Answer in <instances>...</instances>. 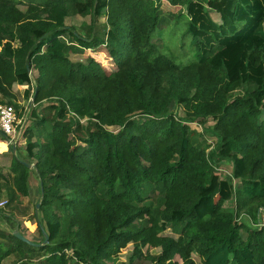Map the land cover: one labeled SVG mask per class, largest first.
<instances>
[{
  "label": "trees",
  "instance_id": "trees-1",
  "mask_svg": "<svg viewBox=\"0 0 264 264\" xmlns=\"http://www.w3.org/2000/svg\"><path fill=\"white\" fill-rule=\"evenodd\" d=\"M165 15L187 20L185 62L152 42ZM263 25L264 0H0V105L33 98L0 193L28 197L33 172L26 238L48 237L18 240L0 209V264H106L129 243L128 264L146 246L151 264H264Z\"/></svg>",
  "mask_w": 264,
  "mask_h": 264
},
{
  "label": "rangeland",
  "instance_id": "rangeland-1",
  "mask_svg": "<svg viewBox=\"0 0 264 264\" xmlns=\"http://www.w3.org/2000/svg\"><path fill=\"white\" fill-rule=\"evenodd\" d=\"M21 9H23L20 6ZM179 8H176V11H178ZM210 17L212 20L217 24L220 25L221 21L219 18V15L211 10H209ZM104 19L99 18L98 23H103ZM66 25L71 28H75L76 30L81 29V27L84 24L89 23V17L86 18H81L79 16L75 17H70L65 21ZM264 28V25H263ZM186 31H187V20L184 16H181L180 18H172L168 17L167 15L160 17L159 23L154 30L152 34V42H155L157 44L158 49L160 50L159 52L174 59L175 61L179 62H185L189 56L192 55L193 53V48H192V39L188 35L186 36ZM264 32V29L262 30ZM70 60L77 61V60H82L81 56L79 55H71ZM15 96L16 99L14 100V103H16L15 107V112L16 115L19 119H24L26 117V113L28 110V106L30 105V101L27 102L23 98V88H15ZM26 110V111H25ZM178 115L183 116V111L182 108L177 109ZM29 120V119H28ZM260 120H264V112L260 116ZM27 121V119H26ZM83 124H85L84 121H81ZM21 126V125H20ZM192 128L200 130L199 127H197L195 124L190 125ZM109 130H113L114 128H108ZM26 143L25 139L22 137L19 139L16 143ZM230 168L231 165L229 163H222L218 169L220 173V178H225L228 177L230 174ZM8 170L4 171V174H7ZM31 176L29 175L28 179V185L31 179V186L33 191L31 192V195L27 198L24 197H18L17 199V207L14 209L16 213H20L21 209L25 208L27 209V221H29L31 224L34 223L32 220L33 214H34V205L38 202V194L37 192V179L34 176L33 172H31ZM30 188V185H29ZM36 189V190H35ZM0 201H7V198L4 196L3 198L1 197ZM224 207L228 209H233L234 208V202H226L224 203ZM2 209L6 214H11L10 209L7 208L6 206ZM258 219L260 221V225H263L264 222V210L259 209L258 212ZM241 221L247 222L248 224H251L250 219L246 216H242ZM25 223V222H24ZM26 225V224H25ZM29 226L28 229L30 231H33L34 234H36V228L37 226H31V225H26ZM0 229H6L5 226L0 225ZM25 230L28 231V229L25 227ZM31 233V232H30ZM169 232L167 231L165 234H168ZM33 234V235H34ZM158 248H153L151 246H146L141 248V256L139 258H135L133 264H151L150 260L148 259V256L155 255L159 253ZM133 255V243H129L126 248L122 249L119 254H117L115 257L110 258L109 260L106 261V264H128L129 259L132 258ZM19 259V255L14 253L8 258H6L2 264H15L17 260ZM194 259L198 264H201L199 262V259L194 255ZM176 262L180 264V260L176 258Z\"/></svg>",
  "mask_w": 264,
  "mask_h": 264
},
{
  "label": "crops",
  "instance_id": "crops-1",
  "mask_svg": "<svg viewBox=\"0 0 264 264\" xmlns=\"http://www.w3.org/2000/svg\"><path fill=\"white\" fill-rule=\"evenodd\" d=\"M16 87L19 88L18 86H14L13 87V92L14 93H15V90H16L15 88ZM0 98H1V96H0ZM1 136L2 135L0 134V173L3 175L4 174V171L5 170H8V167L10 165V162H11V159H12V156L13 155L18 154L22 158L25 157V155H26V151H25L26 143L25 142L24 143H16V145H15L16 146L15 151L13 152V150H12V152H11V148H12L13 145H8V139H6L4 137L2 138ZM8 172H9V170H8ZM8 172H7V174H5L3 176L4 177L7 176L8 175ZM31 174H30V176H31ZM7 179H10L9 178V175L7 176ZM0 181L3 182V180H1V179H0ZM29 185H30V188H29V196H30L31 195V192L33 191L32 186H31L32 185L31 184V179H30ZM4 196L7 198L6 191L5 190H2L1 193H0V199H1V197L3 198ZM24 198H27V197H24ZM17 200L18 199H16V201L9 208L10 209V212H11V214H13L12 216L14 217L15 221H18V223L20 225V230H18L20 232V234H22L25 237H29L30 238V237L34 236L33 235L34 233H33V231H30L28 229L29 226H26V225H31V226H34L35 227L36 223H35L34 219H32L34 221L33 224H31L29 221L26 222V220H27L26 219L27 218V213H28L27 209H25V208L21 209L20 213H16L15 212L14 209L17 207V202H18ZM0 225H4V224H2L0 222ZM25 227L28 229V231L24 229Z\"/></svg>",
  "mask_w": 264,
  "mask_h": 264
},
{
  "label": "built area",
  "instance_id": "built-area-1",
  "mask_svg": "<svg viewBox=\"0 0 264 264\" xmlns=\"http://www.w3.org/2000/svg\"><path fill=\"white\" fill-rule=\"evenodd\" d=\"M25 123L26 117L19 119L12 106L0 105V134L8 139V145H16V142L22 138ZM6 204L7 201H0V208H4Z\"/></svg>",
  "mask_w": 264,
  "mask_h": 264
},
{
  "label": "water",
  "instance_id": "water-1",
  "mask_svg": "<svg viewBox=\"0 0 264 264\" xmlns=\"http://www.w3.org/2000/svg\"><path fill=\"white\" fill-rule=\"evenodd\" d=\"M32 101H33V98L30 100V106L32 105ZM15 148H16V146H15V144H14V145L12 146V150H13V152L15 151ZM22 164H23L24 166H26L28 169H32V168H33L32 165L27 164V163H25V162H22ZM40 188H41V196H42L43 192H42V186H41V184H40ZM35 207H36V209H38V208H39V204H36ZM13 235H14V237L17 238L18 240H20V241H22V242H24V243H27L28 245H32V246H36V247H40V246L45 245V244L47 243V240H48L47 234H46L43 230H42V235H43V237H44V241H43L42 243H40V244H37V243H33V242H31V241L28 240L26 237H24L22 234H20V232H19L18 230L13 231Z\"/></svg>",
  "mask_w": 264,
  "mask_h": 264
}]
</instances>
